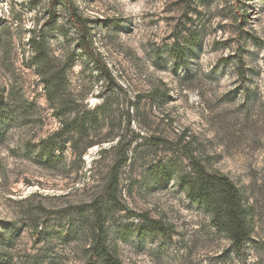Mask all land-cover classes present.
Segmentation results:
<instances>
[{
	"label": "rangeland",
	"instance_id": "rangeland-1",
	"mask_svg": "<svg viewBox=\"0 0 264 264\" xmlns=\"http://www.w3.org/2000/svg\"><path fill=\"white\" fill-rule=\"evenodd\" d=\"M72 5L91 21L114 83L77 47ZM33 38L45 40L49 68L63 74L67 103L93 109L109 100L89 132L106 142L86 148L81 140L77 149L70 142L55 161L39 159L40 141L61 122ZM177 41L186 45L184 60L170 52ZM0 118V230L16 225L8 264L85 263L84 238L36 239L34 226L101 194L120 138L132 143L120 173L123 206L109 213L107 229L124 264H264V0H0ZM150 136L189 143L239 185L255 211L241 253L177 179L156 180L161 163L176 162V174L190 161L147 143ZM139 215L170 225L172 235L153 233Z\"/></svg>",
	"mask_w": 264,
	"mask_h": 264
},
{
	"label": "trees",
	"instance_id": "trees-1",
	"mask_svg": "<svg viewBox=\"0 0 264 264\" xmlns=\"http://www.w3.org/2000/svg\"><path fill=\"white\" fill-rule=\"evenodd\" d=\"M71 7L72 26L77 32V47L96 64L101 73L106 76L105 79L108 83H114L113 73L93 45L91 21L79 15L74 5ZM31 40L35 47V61L38 62L39 68L44 67L47 72H42L47 98L54 108V114L61 122V127L58 130L40 141V147L37 151L39 159L45 163L55 161L70 142L73 149L78 148L81 140L86 142V148L106 142V137L95 139L89 137V132L102 121L109 100L93 109L79 108L80 110H77L78 105L67 103L64 99L66 97L59 95V90L62 89L64 83L63 74L52 72L49 68L51 63L45 48V40L38 41L36 38ZM170 52L177 60H184L187 57L186 45L179 41L170 48ZM239 61L241 75L243 79H246L247 72L243 69L242 57ZM166 96L168 93L165 94ZM4 122L5 120L0 118V134L5 131ZM130 143L132 142L126 144L124 139L120 138L112 146L116 150V158L110 166L101 194L82 206H67L52 211L42 221L41 230H39V225L34 226L33 233L36 239L53 234L62 239L84 238L86 240L84 264H124L108 241L107 220L112 210L123 206L119 199L120 173L129 160ZM147 143L153 146L161 145L175 148L190 161V170H181L176 174V162L161 163L158 165L160 171L156 180L177 179L188 198L209 215L212 226L230 239L233 251L241 253L255 233V211L252 206L247 204L239 185L229 175L209 168L207 164L198 159L192 152L189 143L183 144L182 140L176 142L154 136L148 137ZM105 149L102 148L101 151ZM139 216L148 221L147 223L153 233L161 234L163 237L172 235L173 228L170 225L144 215ZM53 221L56 224L52 226L50 224ZM74 221L78 225H74ZM15 227L16 225L8 224L0 230V264H8L11 260L10 244L15 233Z\"/></svg>",
	"mask_w": 264,
	"mask_h": 264
}]
</instances>
